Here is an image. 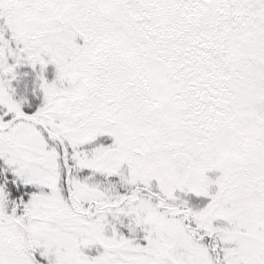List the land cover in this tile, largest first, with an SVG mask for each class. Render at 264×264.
<instances>
[{
    "label": "snow or ice",
    "instance_id": "obj_1",
    "mask_svg": "<svg viewBox=\"0 0 264 264\" xmlns=\"http://www.w3.org/2000/svg\"><path fill=\"white\" fill-rule=\"evenodd\" d=\"M0 264H264V0H0Z\"/></svg>",
    "mask_w": 264,
    "mask_h": 264
}]
</instances>
